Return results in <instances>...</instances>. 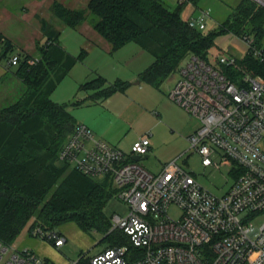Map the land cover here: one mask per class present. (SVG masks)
Masks as SVG:
<instances>
[{"label":"built area","instance_id":"built-area-1","mask_svg":"<svg viewBox=\"0 0 264 264\" xmlns=\"http://www.w3.org/2000/svg\"><path fill=\"white\" fill-rule=\"evenodd\" d=\"M264 9V0H251ZM186 0H178L182 5ZM208 12L191 16L189 26L206 30ZM253 56L264 63V50L249 34L242 37ZM214 60V59H213ZM18 55L10 65L18 66ZM31 65L35 60L28 61ZM216 62V63H214ZM189 56L177 71L180 78L168 97L199 121L189 136L190 148L204 167L229 168L234 183L217 196L203 188L176 160L152 173L134 156L145 157L151 136L132 146L130 155L99 140L84 124H77L59 159L82 174L108 179L115 195L130 211L116 216L118 229L138 251L133 262L129 248L117 246L69 264H264V76L246 74L237 82L226 74L235 58L220 54L215 61ZM171 208L180 211L175 219ZM32 237L59 249L66 239L37 226ZM0 264H52L28 250L0 242Z\"/></svg>","mask_w":264,"mask_h":264},{"label":"trees","instance_id":"trees-1","mask_svg":"<svg viewBox=\"0 0 264 264\" xmlns=\"http://www.w3.org/2000/svg\"><path fill=\"white\" fill-rule=\"evenodd\" d=\"M200 2L186 0L170 9L163 0H91L88 11L98 19L93 22V29L111 44L113 52L134 43L154 57L153 64L139 75V83L160 88L189 56L207 59L215 45L216 33L191 28L182 17L187 6L197 7ZM53 9L72 29L87 20L85 11H73L59 3ZM237 12L238 23L224 25L218 31L241 35L235 26L245 22L252 26L253 38L261 48L264 9L244 0ZM42 30L46 43L39 45V58L17 52L14 43L0 32V63L6 62L9 70L15 68L16 77L26 88L15 103L0 109V242L12 245L29 224L31 235L37 225L54 231L62 224L74 222L84 233H104L107 248L127 246L132 263L138 251L122 231H111L113 224L104 211L115 196L110 181L69 170L70 166L59 159L77 125L69 107L79 102L58 104L51 95L88 51L83 49L75 57L61 46L59 31L45 21ZM16 55L20 62L14 67L9 62ZM29 60H35V64ZM226 74L234 82L246 74L264 76V63L248 50L234 67L226 68ZM130 86L120 80L107 85L99 77L83 84L80 90L100 89L99 96L93 98L103 101L115 93H124Z\"/></svg>","mask_w":264,"mask_h":264},{"label":"rangeland","instance_id":"rangeland-1","mask_svg":"<svg viewBox=\"0 0 264 264\" xmlns=\"http://www.w3.org/2000/svg\"><path fill=\"white\" fill-rule=\"evenodd\" d=\"M163 1L170 9H174L178 4V0ZM243 1L244 0H201L197 7L189 5L185 8L182 14L185 20H188L191 16L196 18L201 15L202 12H208L209 16L206 18V30L204 31L206 33H216L214 39L215 45L208 54L212 62L215 61V58L217 60L220 54L235 58L236 61L242 60L247 55L249 48L243 41L242 34L246 33L253 37L251 25L245 22L237 24L235 30H241V35L236 33V31H224L222 33L218 31L224 25H228L229 27V25L238 23L235 22L238 15L237 11ZM90 2L91 0H0V30L4 36L14 43L17 52L39 58L41 56L39 45L43 46L46 43V38L42 30L43 22L45 21L51 28L61 33L60 40L62 44L67 47L68 51L76 53L77 56H79L81 52L79 49V42L81 41V39H79L81 38L79 33L67 27L56 16L53 6L55 3H59L73 11H85L87 20L77 28L82 30L91 28L93 30L92 24L98 19L88 11ZM260 46L264 50V38L260 41ZM173 77V80L166 81V84L168 82L171 84L176 82L180 78V74L176 72ZM13 88L16 90V93L13 95H23L26 89L23 84L17 82L13 83L12 79L6 77L0 84V94L6 95L8 91H10L8 92L9 94H12L14 92ZM19 97L20 96L0 95V109L12 105ZM52 98L55 100L56 96H52ZM168 102L169 103L165 105L168 113L166 117L168 116L173 122L172 128L176 131V134L170 137L162 127L160 131L162 135L160 138L162 141L172 142V150L175 148L180 149L184 147V143L177 133L181 132V128L186 125V123H184L186 118L187 120L194 118L190 117L172 101L169 100ZM168 117L166 119H169ZM194 120L198 123L197 128H199V121L197 119ZM149 124L150 121L147 118L142 119L138 123V130L150 133L149 130L151 126ZM181 151H183L182 154L176 159L177 164L187 173L193 175L203 188L217 196H222L229 191L234 183V177L231 175L229 168L223 167L221 169H216L213 167H204L201 156L190 148L189 140L188 146L184 147ZM140 164L150 172H156L157 162L153 156L150 159L141 161ZM69 170H72V168L70 167ZM104 211L113 224L116 216L121 218L126 217L130 208L115 195L108 201ZM169 214L175 219H179L181 216L180 211L176 208H171ZM32 222L33 219L31 220V223ZM263 222L264 216L259 219L258 223L261 224ZM29 229L30 224L12 244L13 247L20 251L29 249L42 260H47L52 264H59L61 261L66 262L65 264H69L73 261L86 259L109 246L105 243L107 241L103 242L105 238L104 233H84L74 222L62 224L54 230L67 241L66 244L59 249L41 238L32 237L29 234ZM58 260H60V262Z\"/></svg>","mask_w":264,"mask_h":264},{"label":"crops","instance_id":"crops-1","mask_svg":"<svg viewBox=\"0 0 264 264\" xmlns=\"http://www.w3.org/2000/svg\"><path fill=\"white\" fill-rule=\"evenodd\" d=\"M74 30L81 37L79 38L81 39L79 56L83 49H86L88 53L84 60L77 63L68 76L58 85L52 93L51 99L58 104L78 101L79 105L69 107V112L75 122L88 126L97 139L120 149L126 155L131 154L132 146L137 140L149 134L152 145L148 159L152 156L155 158L157 166L154 173L160 172L166 163L180 157L183 152L181 150L188 146L189 136L198 129L196 120L185 119L186 125L181 128V132L177 133L184 143V147L180 149L172 150L173 143L162 141L160 138L162 127L170 137L176 134L172 128L173 122L168 116L169 119H166L168 113L165 108L170 100L168 93L176 82L173 84L170 82L166 84L165 82L160 88H154L147 83H139V75L150 67L155 60L150 53L134 43L113 52L111 44L94 29L82 30L77 28ZM59 41L68 53L79 57L76 53L69 52L60 39ZM14 72L15 68L9 70L6 62L0 63V84L6 77L12 79L13 83L23 84ZM99 77L103 78L107 85H112L120 80L130 83L131 86L124 93H115L103 101L95 100L93 96H99L100 89L81 91L80 87ZM173 78L171 77L167 81H171ZM13 91L12 94H9L10 91H8L6 95H0L22 96L20 94L13 95L16 90L13 88ZM52 96H56L55 100ZM178 107L183 110L180 106ZM144 118L150 121V133L138 130V123ZM58 261L60 262V260ZM65 263L61 261L59 264Z\"/></svg>","mask_w":264,"mask_h":264},{"label":"water","instance_id":"water-1","mask_svg":"<svg viewBox=\"0 0 264 264\" xmlns=\"http://www.w3.org/2000/svg\"><path fill=\"white\" fill-rule=\"evenodd\" d=\"M149 156H145V157H141V156H134L133 157V160L135 162H141V161H144V160H147Z\"/></svg>","mask_w":264,"mask_h":264}]
</instances>
